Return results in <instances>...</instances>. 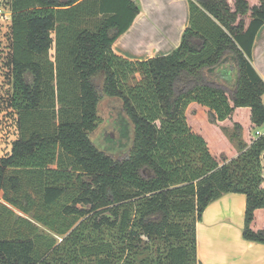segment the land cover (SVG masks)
<instances>
[{"label":"trees","instance_id":"16d2710c","mask_svg":"<svg viewBox=\"0 0 264 264\" xmlns=\"http://www.w3.org/2000/svg\"><path fill=\"white\" fill-rule=\"evenodd\" d=\"M189 2L180 45L138 60L113 48L141 12L134 0H11L20 136L0 158V264H204L197 223L230 192L247 195L244 238L264 243V136L250 135L264 123L251 61L264 0ZM104 96L133 125L122 155L91 139ZM238 108H250L248 143L220 155L196 115L215 123ZM157 239L167 248L153 251Z\"/></svg>","mask_w":264,"mask_h":264},{"label":"crops","instance_id":"0c3cea01","mask_svg":"<svg viewBox=\"0 0 264 264\" xmlns=\"http://www.w3.org/2000/svg\"><path fill=\"white\" fill-rule=\"evenodd\" d=\"M134 1L141 12L116 40L115 51L138 60L174 51L190 24L189 0ZM251 61L264 79V25L256 37ZM262 98L264 102V95ZM247 201L246 194L230 192L205 209L197 223L198 258L204 264H264V243L243 236Z\"/></svg>","mask_w":264,"mask_h":264},{"label":"rangeland","instance_id":"374dc122","mask_svg":"<svg viewBox=\"0 0 264 264\" xmlns=\"http://www.w3.org/2000/svg\"><path fill=\"white\" fill-rule=\"evenodd\" d=\"M255 2V0H250ZM88 24L87 20L80 22L79 27ZM12 11L11 0H0V158L11 153L13 142L20 136L19 116L17 110L12 107ZM55 51L53 50L52 54ZM54 55L52 59L54 60ZM139 77V74H137ZM136 78H131L129 83L136 84ZM120 99L108 96L102 97L99 103V114L101 122L96 130L91 133V139L104 151L109 153H126L133 139V125L127 116L122 112ZM62 105L56 104V117L54 123L58 124L62 119L58 115V111ZM250 108H238L230 118L219 122H209L207 113L202 109L195 118V122L200 125L208 145L215 149L220 155L234 157L238 154L239 143L246 141L248 143V125L250 118L248 117ZM237 124L242 125L240 138L235 137L237 132ZM121 129V131H120ZM264 131V123L259 127ZM253 130L251 134L253 136ZM262 172L264 175V152L262 154ZM264 186V184L262 185ZM30 192L35 197L36 193L31 188ZM20 213L18 209H16ZM30 216V215H29ZM257 228L264 227V208L257 210L254 220ZM217 236L215 238V241ZM157 246L166 249L167 245L162 240H155L153 251Z\"/></svg>","mask_w":264,"mask_h":264},{"label":"built area","instance_id":"2783aa9c","mask_svg":"<svg viewBox=\"0 0 264 264\" xmlns=\"http://www.w3.org/2000/svg\"><path fill=\"white\" fill-rule=\"evenodd\" d=\"M259 127H261V125H258L253 131V137L255 138V140L264 136V131H261Z\"/></svg>","mask_w":264,"mask_h":264},{"label":"flooded vegetation","instance_id":"af4514ba","mask_svg":"<svg viewBox=\"0 0 264 264\" xmlns=\"http://www.w3.org/2000/svg\"><path fill=\"white\" fill-rule=\"evenodd\" d=\"M130 146H132V143H131V145H129V148H130ZM129 148H128V149H129ZM128 149H127V151H128ZM125 152H126V151H125ZM114 154H120V153H114Z\"/></svg>","mask_w":264,"mask_h":264}]
</instances>
